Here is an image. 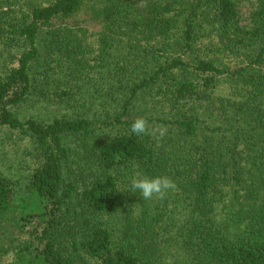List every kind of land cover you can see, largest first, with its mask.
<instances>
[{
    "label": "trees",
    "instance_id": "trees-1",
    "mask_svg": "<svg viewBox=\"0 0 264 264\" xmlns=\"http://www.w3.org/2000/svg\"><path fill=\"white\" fill-rule=\"evenodd\" d=\"M255 3L245 25L234 0H0V128L31 157L0 167V264H264Z\"/></svg>",
    "mask_w": 264,
    "mask_h": 264
},
{
    "label": "rangeland",
    "instance_id": "rangeland-1",
    "mask_svg": "<svg viewBox=\"0 0 264 264\" xmlns=\"http://www.w3.org/2000/svg\"><path fill=\"white\" fill-rule=\"evenodd\" d=\"M234 2L240 13L241 24L248 25L249 16L256 6L255 0H234ZM10 134L15 136L9 139ZM30 160L29 142L15 132L11 133L7 128H0V167L3 173L9 176H18ZM16 206L18 207L16 212L20 214L27 212L34 205L18 202ZM9 260L10 257L5 256L0 259V263Z\"/></svg>",
    "mask_w": 264,
    "mask_h": 264
},
{
    "label": "clouds",
    "instance_id": "clouds-1",
    "mask_svg": "<svg viewBox=\"0 0 264 264\" xmlns=\"http://www.w3.org/2000/svg\"><path fill=\"white\" fill-rule=\"evenodd\" d=\"M131 132L137 136H145L152 134L149 131L148 121L144 117L136 118L130 128ZM164 129L159 131L161 136L164 135ZM176 189L175 182L168 176L148 177L136 173L131 180L132 193L139 192L140 196L145 200L164 199L170 191Z\"/></svg>",
    "mask_w": 264,
    "mask_h": 264
}]
</instances>
